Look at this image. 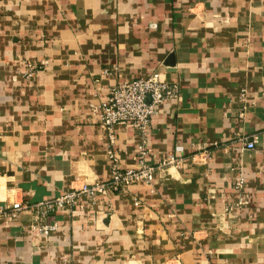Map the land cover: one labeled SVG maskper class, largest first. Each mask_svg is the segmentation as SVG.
<instances>
[{
    "label": "crops",
    "instance_id": "crops-1",
    "mask_svg": "<svg viewBox=\"0 0 264 264\" xmlns=\"http://www.w3.org/2000/svg\"><path fill=\"white\" fill-rule=\"evenodd\" d=\"M156 72L180 94L148 163L181 164L50 213L49 235L32 210L2 218L0 264H264V0H0V209L108 182L96 109ZM114 133L138 168L139 130Z\"/></svg>",
    "mask_w": 264,
    "mask_h": 264
},
{
    "label": "built area",
    "instance_id": "built-area-1",
    "mask_svg": "<svg viewBox=\"0 0 264 264\" xmlns=\"http://www.w3.org/2000/svg\"><path fill=\"white\" fill-rule=\"evenodd\" d=\"M36 70L28 71V76L33 77ZM180 94L178 84L169 83L164 75L156 72L149 79L120 83L111 88L108 98L97 109L102 126L108 131L110 137L109 158L111 164V178L108 182H100L94 185H85L79 190H73L65 195L38 205L14 204L11 208L0 209V220L4 217L18 218L24 210H32L36 213V226L45 235L57 230L58 225H46L45 221L50 213H57L58 209L66 206H76L83 196L97 198L98 196H115L128 191L132 186L142 185L151 187L158 171L177 167L182 161L180 149L170 154L159 166L148 163L150 149L148 139L153 127V118L158 115L160 107L168 100L177 99ZM136 127L142 137L139 147V165L135 169L123 170L120 160L113 149L115 145L114 130L117 126ZM246 149H257V141L244 139Z\"/></svg>",
    "mask_w": 264,
    "mask_h": 264
},
{
    "label": "water",
    "instance_id": "water-1",
    "mask_svg": "<svg viewBox=\"0 0 264 264\" xmlns=\"http://www.w3.org/2000/svg\"><path fill=\"white\" fill-rule=\"evenodd\" d=\"M168 62H174V56H172Z\"/></svg>",
    "mask_w": 264,
    "mask_h": 264
}]
</instances>
